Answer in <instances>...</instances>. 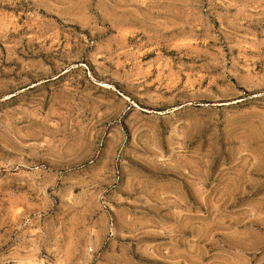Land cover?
<instances>
[{
  "label": "rangeland",
  "instance_id": "rangeland-1",
  "mask_svg": "<svg viewBox=\"0 0 264 264\" xmlns=\"http://www.w3.org/2000/svg\"><path fill=\"white\" fill-rule=\"evenodd\" d=\"M0 264H264V0H0Z\"/></svg>",
  "mask_w": 264,
  "mask_h": 264
}]
</instances>
